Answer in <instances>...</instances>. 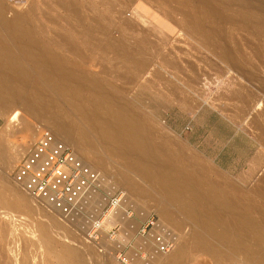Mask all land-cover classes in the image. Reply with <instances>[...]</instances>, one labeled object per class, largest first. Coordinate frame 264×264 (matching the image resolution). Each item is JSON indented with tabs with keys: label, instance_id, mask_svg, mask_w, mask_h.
Listing matches in <instances>:
<instances>
[{
	"label": "rangeland",
	"instance_id": "1",
	"mask_svg": "<svg viewBox=\"0 0 264 264\" xmlns=\"http://www.w3.org/2000/svg\"><path fill=\"white\" fill-rule=\"evenodd\" d=\"M0 4L7 21L16 19L17 24L24 26L26 39L36 51L50 54L51 62L60 57L65 70L78 76L81 98L92 96L96 88L104 89L119 103L139 112L149 128L156 130L157 136L165 139L172 150L180 148L206 165L207 174L215 184L227 179L251 190L254 197L249 196L258 206L261 204L259 207L264 212V203L254 195L255 189H264V0H0ZM192 24L198 26L193 28ZM73 42L77 44L74 46L78 54L72 48ZM135 71L134 77L128 75ZM51 95L58 98L53 91ZM43 113L36 116L17 107L0 115V155L19 145L25 146L9 173V180L19 193L24 190L14 182L17 166L42 130L50 129L49 113ZM14 114L17 119L8 122L5 117ZM59 118L77 140L80 134L70 126L68 118L62 114ZM26 125L36 130L35 139L21 132ZM100 147L97 152L94 150L98 155L90 147L84 153L102 175L98 206L95 204L97 207L90 211L87 205L70 217L59 215L68 225L66 229L53 226V234L48 233L55 238L60 236L53 249L39 245L40 236L35 230L41 222L46 229L52 226L47 217L40 215L44 208H51L44 201L41 200L43 206L31 207L35 198L27 195L24 206L28 213L19 210L12 214L9 212L12 210L0 206V264H61L65 244L74 248L71 264H154L156 256H161L158 264H166L169 251L161 254L156 250L152 238L158 232L155 227L150 226L146 236L139 230L151 218L158 225L160 218L155 209L161 204L177 220L174 227H169L171 230L163 229L171 241L170 251L188 241L192 245L186 248L183 264L244 263L226 246V237L209 238L211 250L195 249L193 233L201 227L193 217L183 213L179 203L168 202L139 176H133L138 187L129 189L126 183L131 171L125 157L115 155L111 145ZM102 151L107 159L101 166ZM118 193L124 195L119 209L125 216L119 221L117 240L107 236L112 226L109 223L102 240H90L87 228L101 217L109 199ZM233 196L243 197L234 191Z\"/></svg>",
	"mask_w": 264,
	"mask_h": 264
},
{
	"label": "bare ground",
	"instance_id": "2",
	"mask_svg": "<svg viewBox=\"0 0 264 264\" xmlns=\"http://www.w3.org/2000/svg\"><path fill=\"white\" fill-rule=\"evenodd\" d=\"M76 10L78 11V9ZM3 12L4 10L0 4V115L4 116L5 113H8L11 111V109L17 107L24 109V111H27L29 114L33 115L39 114L41 112L49 113L47 121L48 127L51 129V131H53L58 138L62 139L70 147H72L75 153L94 169L97 168V165L87 160V157L84 154L85 151H87V149L90 147V149L94 148L93 152H95L94 150L97 152L98 147H102L103 145H111V147L116 152L115 155L118 154V156L120 155L121 158L125 157V163L131 171V176H129L126 183L128 184L129 189H135L138 187V182L134 180L133 176H139L142 182L148 183L154 189L158 190L168 202L179 203L182 212L193 217L194 221L198 223V226L201 228L193 233L194 239L196 240L195 249L201 252L211 250L213 246L209 238L216 239L218 237H226V246L230 248L234 252L235 256H238L240 260L241 258L242 261L244 260L243 264H264V212H262L259 207L261 204L258 206L256 201L253 199L254 196L252 195L251 190L249 191L248 189L240 188V186L233 184V182L227 179H224L223 183L221 184L219 182V184H215L217 182L215 181L214 183L209 178V173L207 174L208 170L205 167L206 165L204 166V164L197 161L196 158L190 156L189 153L187 154L186 151V154L182 150L180 151V148L177 149L179 151H174V149L172 150L170 144L165 139H161L157 136L158 133H156V130L153 131V128H149L150 125L147 124L145 118L139 112L133 110L126 104L124 105L123 103H119L115 99L116 97L113 98L112 95L108 92H105L104 89L96 88L92 96L88 98H81L79 85L80 81L78 80V76L65 70L63 59L60 57L55 58L53 55L55 59L53 62H51L48 59V55L50 54H41L36 51L31 42L26 39L24 30L25 28L23 29L24 26L22 27L21 24H17L16 19L13 21H7L8 17L5 16V19ZM188 14L191 15L190 12ZM201 14L205 13L203 12ZM211 15L212 13L209 16L211 17ZM205 19L208 20L209 18ZM196 25L192 24L191 26L194 28ZM212 29L215 31L213 27ZM193 30L194 29H192V31ZM205 31L206 30H204V33ZM86 32H88V30ZM201 32H197V34H201ZM200 34L198 35L200 36ZM208 36L209 35L207 34V38ZM204 37L205 36L203 35L202 38ZM68 41L71 42L72 38L71 41ZM68 41H66L67 44ZM74 42L71 43L73 44V50L77 49V47L75 48L77 44L75 45ZM38 44H40L39 41ZM38 48L40 49V47ZM76 51L78 54V49ZM56 56H58V54ZM76 62L74 63L76 64ZM71 63H73V61ZM81 67L82 66L80 65V68ZM125 70L128 72L127 68ZM135 74L137 75V71L128 73V75L132 77H134ZM39 78L43 80L44 85L46 84L51 89V91H53L58 96V98L52 96L51 91L49 92L46 90ZM81 88H83V85ZM69 110L72 111L73 114H71ZM59 114H62L63 118L64 116L67 117L70 126L79 132L80 136L77 140L73 137L75 136L74 134H69L70 132L67 131L68 127H65L66 124L63 123V119L61 120L59 118ZM5 118L8 119V122H13L17 119V116L14 114L12 117L9 115ZM3 131L5 130L3 129ZM21 132L26 133L29 139L34 138L37 135L36 130L33 127L27 125L26 127H23ZM4 134L7 133L4 132ZM71 136L74 139H72ZM24 150L25 146L19 145V147L17 146V148L12 151L5 153L2 151L3 155H0V206L9 208L12 210L9 211L12 214L14 213L13 211L17 213L19 210H23V212L26 211L28 213L29 209L25 208L24 206L25 197L28 195V197L35 198L23 188V193L15 191L13 184L9 180V173L12 172L11 168L13 164L17 162L20 154ZM110 150L113 151L112 149ZM4 151L6 150L4 149ZM102 153L103 151L100 152L101 156L103 155ZM110 153L114 155L113 152ZM98 154L96 153V155ZM92 155L94 154L92 153ZM102 157L104 158L102 159ZM102 157L99 160L101 166L102 163L104 164L106 161L103 160L107 159L105 158V154ZM99 162H97V164ZM15 184L17 183L15 182ZM233 191L236 193H242V199H237V197H234ZM91 194V196H93L92 202L89 204H84L85 209L87 205H89L87 206L89 210H92L98 206V200L101 198L99 197V195L101 196L100 192L93 191ZM250 194L253 197L249 196ZM254 195L259 197L261 202L264 203L263 187L261 190L256 191L255 189ZM35 199L33 200L34 203L31 205V207H35V204H40L43 206V204H41V200L37 198ZM95 204L97 205L96 207ZM50 207L51 208L46 207V209L44 208L40 211V215L42 217H47V221L51 223L52 226L50 229H46L43 222L39 223L38 226L37 223L32 222L37 226H35L37 228L35 230L40 236L39 245L42 244V246L44 245L46 248H52L54 243L60 241V236L59 238L58 236L55 238V236L51 235L53 234L51 233L53 226L59 229H66L68 225L67 222L60 217L61 215L63 217V214H61L52 206ZM155 212L160 218L155 231H160L164 228L167 229L169 227L171 228V226H175L177 220L174 219L173 212L168 210L164 205L161 204L158 206L155 209ZM123 216H125L123 212L120 209H117L105 222L112 223V221H121ZM125 218L128 217L126 216ZM7 232L8 231H6V233ZM36 232L35 234L37 235ZM191 246L192 245L190 241H188L167 252L169 259L168 262L166 261L167 263H165H185L184 260L186 257V248ZM73 249L74 248L69 244L62 245L61 252L63 255L61 257V264H71V252ZM160 258L161 256H156L153 261L154 264L161 262ZM30 261L31 260H29V262Z\"/></svg>",
	"mask_w": 264,
	"mask_h": 264
},
{
	"label": "built area",
	"instance_id": "3",
	"mask_svg": "<svg viewBox=\"0 0 264 264\" xmlns=\"http://www.w3.org/2000/svg\"><path fill=\"white\" fill-rule=\"evenodd\" d=\"M14 180L31 196L44 201L63 216L70 217L83 209L84 204L92 202L91 193L99 191L102 175L53 131L44 129L32 149L18 164ZM123 198V193L113 195L101 217L90 223L87 228L90 240L98 242L103 239L104 228L108 224L105 221L114 211L121 209ZM132 216L130 213L129 218L132 219ZM109 224L112 226L107 236L117 240L119 221ZM150 226L157 228L154 218L141 224L139 230L143 236H146ZM163 231L152 236L159 253L170 251L171 248V241Z\"/></svg>",
	"mask_w": 264,
	"mask_h": 264
}]
</instances>
